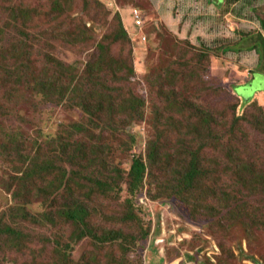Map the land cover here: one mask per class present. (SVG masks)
Instances as JSON below:
<instances>
[{"label":"trees","instance_id":"obj_1","mask_svg":"<svg viewBox=\"0 0 264 264\" xmlns=\"http://www.w3.org/2000/svg\"><path fill=\"white\" fill-rule=\"evenodd\" d=\"M4 1L11 7V20L18 23L13 27L17 33L8 40L10 44L0 41V87L10 86L15 91L22 85L25 91L40 98L44 104L58 105L73 101L86 115L88 122L72 125L71 133L79 135V138L71 136L63 140L61 135L58 139L61 152L55 155L46 154L48 151L43 148L45 142L32 140L28 145L27 138L18 131L16 134L7 133L8 141L1 145L0 153L8 151L14 159L12 180L20 189L13 194L14 204L0 212V246L5 252H21L30 244V240L33 242V237L26 232V225H51L57 228L64 222L72 226L74 232L70 244H78L86 239L92 241L94 250L93 257L89 260L91 262L83 261L81 264H94L97 258L100 264L101 260L109 256L113 264H130L128 255L154 229V223L153 226L150 223V226L144 228L140 222L136 212L139 210V195L153 201L177 200L194 207L203 205L211 196L215 199L221 193L225 198L231 197L236 204L232 206L233 202H228L225 198L215 200L227 204V212L220 220L227 217L229 221H235L244 217L255 225H262L263 208L241 201L240 195L241 190L250 187L251 177L255 184L264 189V168L257 170V167L241 157V151L236 147L238 142L245 143L248 140V132L243 125L244 114H240L239 107L255 101L254 99L245 103L235 91L241 102L232 106L234 113L229 118L232 136H229L222 132L223 123L227 120L222 122V118L211 113L210 106L199 102L196 96L199 91H195L194 96L186 92L179 94L175 89L166 91L160 86L162 89L158 92V105L154 110L156 137L148 142L145 155L138 156L133 152L137 143L136 136L127 132L126 128L134 121L144 118V101L134 92L115 97L108 89L109 86L101 81L99 68L102 63L98 64L97 58L81 72L56 59L48 50L47 45L50 43L46 40L45 32L30 33L24 30L29 16L25 5L12 7L11 0H0ZM74 2L79 7L78 11L84 13L89 20L97 21L93 15L95 12L101 17L104 26L115 25V29L104 34L99 41L97 48L100 52L111 50L115 43L129 42L130 37L122 15L112 14L99 0H51L41 17L45 19L54 15L53 21L61 23L65 19L64 30L59 31L56 39L63 44L72 45L76 31L79 30L82 36L89 34L90 29L86 27L81 15L73 17L68 13L69 4ZM258 18L264 31V15L260 13ZM5 29L0 28V36L7 35V28ZM259 37L264 42V38L261 35ZM41 39L45 42H40ZM35 42H40L38 47ZM183 45L191 51L198 48L189 42H183ZM43 46L45 48L41 49ZM258 46L259 43L255 44L253 49ZM20 47L22 52L15 53ZM37 48L39 57L46 51L45 59L39 68L28 69L26 63L32 58L33 49ZM230 48L231 46H201L194 56L202 61H209V56L219 57ZM115 60H111V66ZM117 62L118 68L112 67L110 78L114 85H121L129 81L134 69L129 64V59L124 64L122 61ZM203 67L202 64L199 66L200 69ZM197 70L195 79L201 81ZM100 83L102 88H99ZM101 89L108 90L103 92ZM250 115L251 122L248 119L246 121L255 125L257 131L264 135V112L260 109L258 114ZM188 132L195 133L199 142L185 139ZM80 135L84 138H80ZM222 136H229L231 139L224 143ZM218 146L222 150L221 154L217 153ZM255 147L260 148L258 145ZM207 148L211 149L210 157L206 152ZM129 150L133 154L132 162L130 169L124 171L118 168L120 163H117V155ZM223 174L228 177L225 184ZM124 186L128 187L131 198L122 204L123 210L117 219L120 226L97 229L92 221L96 208L92 197H102L112 205L125 191ZM32 189L36 191L35 198H42L41 203L45 207V212L40 216L29 212ZM200 193L208 196L199 198ZM132 222L136 223L139 232L134 229L126 233L125 226L132 227ZM70 244L59 245L53 264H75L68 253L72 247Z\"/></svg>","mask_w":264,"mask_h":264},{"label":"rangeland","instance_id":"obj_2","mask_svg":"<svg viewBox=\"0 0 264 264\" xmlns=\"http://www.w3.org/2000/svg\"><path fill=\"white\" fill-rule=\"evenodd\" d=\"M50 1L11 0L10 4L12 7L25 5L29 16L24 30L30 33L45 32L46 40L50 43L47 45L48 50L56 59L77 68L81 72L91 61H96L97 58L98 64L102 63L101 68H99L102 76L101 81L109 86L108 89L115 97L118 98L122 94L134 92L144 101L142 111L144 118L134 121L132 125L126 128L127 132L136 136L137 143L133 151L135 154L138 156L145 155L148 142L156 137L154 110L155 106L158 105V98L160 97L158 92L162 89L161 87H164L166 91L175 89L179 94L186 92L189 95H194L195 91H199L196 94L199 102L210 106L212 108L211 113L220 119L222 118V122L227 120L223 123L222 132L229 136H232L229 123V118L234 113L232 106L241 102L236 97V91L242 96L245 103L255 100L239 107L241 108L240 114H244L243 125L248 132V140L245 143L238 142L236 147L240 149L241 157L249 161L255 168L257 167V170L264 168V135L257 131L255 125L246 121L248 119L251 122L250 113L258 114L260 109L264 112V76L253 72L255 74L252 80V72H250L259 71L258 65L264 71V55L261 54L260 43L256 49L258 57L261 58L260 61L257 60L256 54L251 57V52L239 53L237 51L238 46L250 47L260 39L246 37L241 40L239 32L241 27L237 24V29L235 31L232 29L231 32L225 26L219 28L218 36L207 43L210 46L206 44L196 45L191 42L189 37L179 39L161 22L151 0H99L112 14L120 13L123 21L124 19L127 20L135 9L140 10L144 24L142 28H137V30L142 33V37L146 36L147 38L145 42H140L136 40L133 32L127 30L130 37L129 42L115 43L111 50L100 52L97 48L99 41L104 34H109L110 30L113 31L115 25L104 26L101 17L95 12L93 15L97 21L96 19L95 21L89 20L87 16H84V13L81 14L78 11L79 7L74 5L75 2L70 3L69 15L71 14L73 17L81 15L90 31L89 34L86 33L82 36L78 30L72 45L63 44L56 38L59 31L64 30L65 19L61 23L53 21L54 15L45 19L41 17L42 11H46ZM174 1L177 0H168L171 9ZM10 8L6 1L0 2V28H7L8 31L7 35L0 36V41L6 45L10 44L8 40L17 33L13 27L18 22L11 20ZM253 11L255 13L248 18L253 22L250 24L252 30L257 24L261 27L257 13L264 15V6L253 8ZM184 18L188 20L191 16L187 13ZM17 26L20 28L19 25ZM229 27L231 28L230 25ZM40 42L45 41L41 39ZM183 42H189L198 48L191 51L190 48L183 45ZM39 43L35 42L37 47ZM201 46L208 48L231 46L232 49L230 48L229 51L224 52L219 57L211 55L209 61H202V59L194 56L198 54ZM21 52L22 48L20 47L15 53ZM31 53L32 58L26 63V67L35 70L45 59L46 51H43L41 57H39L38 48L33 49ZM113 58L116 60L111 66L110 62ZM126 59H129L134 74L128 82L114 85L110 78L112 67L118 68L117 64L119 63L117 61H122L124 64ZM201 64L204 65L203 69L199 68ZM28 69L24 68L25 71L30 72ZM196 70L201 76V81L195 79ZM101 86L100 83L99 88ZM9 87H0V150L1 145L8 141L7 133L16 134L18 131L27 138L28 145L32 140H37L39 143L45 142L43 148L48 151L47 155L59 154L61 152L58 141L60 136L63 135V140L65 137L71 136V138H79V135L71 133L72 125L74 123H88L86 115L76 107L73 101L58 105L44 104L40 98L25 91L22 85H19L15 91ZM101 90L107 92L106 89ZM9 92L11 95H8ZM89 131L92 132L91 129ZM229 136H222L224 143L231 139ZM81 137L84 138L83 135H80ZM239 138L241 140V137ZM185 139H195L197 143L199 142L195 133L191 132L187 133ZM53 140L54 142H52ZM255 145L260 148L255 147ZM169 146L174 148L173 144ZM206 150L210 157L211 149L207 148ZM7 152L0 153V212L14 204L13 194L20 189V186L18 189L12 180L15 164H13L14 159ZM221 152L222 150L218 146L217 153L221 154ZM132 155L130 150L127 153L120 152L117 155V163H120L118 168L128 171L132 162ZM222 176L225 178L223 183L225 184L228 177L225 174ZM231 181L233 180L231 179ZM251 181L248 189L241 190L240 198L243 202L248 201L254 206L263 208L264 220V189L259 184H255L252 177ZM238 187L241 188V186ZM35 193L36 191L32 189V198H30L28 206L29 212L40 216L39 214L45 212V207L41 203L42 198H35ZM202 196L207 197L208 194L200 193L199 198ZM129 198H131V194L128 192V187L112 205L109 204V201L103 200L102 197H92V202L96 205L92 221L97 226L96 228L119 227L117 219L123 210L122 204ZM211 198L213 199L212 196ZM211 198L209 197L203 205L191 207L181 204L177 200L153 201L144 195H139L137 199L139 210L136 212L140 222L144 228L150 226V223L153 226L154 223V229L150 236L141 240L137 248L128 255L130 264H145L147 254L152 255L149 253L152 250L147 249L149 241L160 238L161 231L165 229L164 248L158 249L154 253L155 255L163 254L165 256L167 250L174 257L181 256V253L183 255L189 254L187 259H190L191 256L192 264H264V221L262 225H255L244 217L237 218L235 221H229L227 217L220 220L221 216L227 212V204L217 201L220 198L221 200L224 199L225 196L219 193L215 199L212 200ZM225 199L228 202H233L232 206L236 204L231 197ZM219 211L222 213L219 214ZM132 223V227L125 226L126 233L134 231V229H137L135 232H139L136 223ZM25 229L33 237V242L31 243L30 240V244L18 253L5 252L0 246V264H43L46 261L48 264H53L56 261V250L59 249V245L70 244L74 234L72 226L64 222H61L57 228L51 225L40 227L33 224L31 226L26 225ZM70 245L72 247L68 253H70V258L75 264L87 262L93 257L94 248L91 239ZM116 252L118 253V250ZM159 263L157 262V264ZM94 264H99V258ZM100 264H113V261L109 256L101 260Z\"/></svg>","mask_w":264,"mask_h":264},{"label":"crops","instance_id":"obj_3","mask_svg":"<svg viewBox=\"0 0 264 264\" xmlns=\"http://www.w3.org/2000/svg\"><path fill=\"white\" fill-rule=\"evenodd\" d=\"M151 1L157 12L158 18L163 24L176 34L179 39H187L189 37L191 42L196 45H209L207 43L218 36L217 31L219 28L225 26L226 29L231 32L232 29L234 31L237 29V24L241 27L239 31L241 40L246 37L260 39V35L264 38V31L262 28L257 24L252 30L250 24L253 22H251V19H248L255 13L253 8L264 6V0H177L173 2L174 5L172 9L171 4H168V0ZM187 13L190 14L191 18L185 20L184 16L186 17ZM131 14L127 20L124 19L125 26L129 32L134 33L136 40L141 42L143 41L141 40V34L136 29ZM258 21H260L259 18ZM258 43L261 44V54L264 55V42L262 40L255 42L250 47L238 46L237 51L239 53L251 52V57L253 54H256L257 60L260 61L261 58L258 57L256 49H253V46ZM258 68L260 69L259 71H250L252 72V80L255 74L253 72H257L259 75L264 76V71L261 69L262 67L258 65ZM165 235L166 229L161 231L160 238L154 241L151 239L149 241L147 249L152 250V252H149L150 254L152 253V255L149 256L147 254L145 264H157V262H160L159 264H192V257L190 256V259H187V256L189 258V254L183 255V253H181V256L174 257L172 253L167 250L166 257L163 254H154L158 249L161 250L164 248Z\"/></svg>","mask_w":264,"mask_h":264},{"label":"built area","instance_id":"obj_4","mask_svg":"<svg viewBox=\"0 0 264 264\" xmlns=\"http://www.w3.org/2000/svg\"><path fill=\"white\" fill-rule=\"evenodd\" d=\"M133 18H134V21H135V25L137 27L141 28L143 26V19H142L141 12L138 11V10H134ZM143 40H145V37L143 38Z\"/></svg>","mask_w":264,"mask_h":264},{"label":"clouds","instance_id":"obj_5","mask_svg":"<svg viewBox=\"0 0 264 264\" xmlns=\"http://www.w3.org/2000/svg\"><path fill=\"white\" fill-rule=\"evenodd\" d=\"M135 10H137V9H135ZM138 11H140V10H138ZM141 12V11H140ZM132 15V18H133V14H131ZM141 15H142V13H141ZM133 20H134V18H133ZM143 24H144V22H143ZM134 25H135V21H134ZM135 27H136V29L137 28H140V27H137L136 25H135ZM142 28V27H141ZM139 31V30H138ZM139 33H140V31H139ZM141 34V37H142V33H140ZM145 37V40H143V38ZM146 36H143L142 38H141V40H143V42H145L146 41ZM259 93H262V92H259Z\"/></svg>","mask_w":264,"mask_h":264}]
</instances>
